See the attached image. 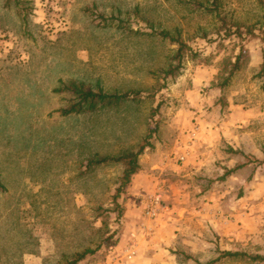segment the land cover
Wrapping results in <instances>:
<instances>
[{"label": "rangeland", "instance_id": "rangeland-1", "mask_svg": "<svg viewBox=\"0 0 264 264\" xmlns=\"http://www.w3.org/2000/svg\"><path fill=\"white\" fill-rule=\"evenodd\" d=\"M11 1L0 0V264H63L114 230L116 243L79 264H264L219 258L224 250L264 256V6L221 0L214 15L196 0H18L19 12ZM95 4L134 30L150 31V22L181 30L191 46L181 73H162L177 44L105 27L85 10ZM241 53L243 67L219 87L226 60ZM61 79L142 94L66 116ZM197 120L201 140L176 171L157 172L162 210L133 236L127 210L139 200L129 187L124 212L113 201L122 164L89 169L87 160L136 149L151 131L159 148L151 158H160Z\"/></svg>", "mask_w": 264, "mask_h": 264}, {"label": "trees", "instance_id": "trees-1", "mask_svg": "<svg viewBox=\"0 0 264 264\" xmlns=\"http://www.w3.org/2000/svg\"><path fill=\"white\" fill-rule=\"evenodd\" d=\"M11 0H7L6 4L11 5ZM16 8L19 12H21V8H19L18 0H15ZM258 2L264 6V0H258ZM195 3L197 5L214 15L218 14V9L221 5V0H196ZM213 6V8H209V6ZM96 4L93 6H88L85 10L94 17L100 18L101 21L99 24L105 27H115L117 29L129 32L136 33H148L150 35H157L161 37L163 40H168L173 44H177V49L175 54L171 56V62L169 65L162 70L164 77L171 76L172 78L178 76L180 72V68L182 67V60L185 56L186 52L190 50L189 44L183 40L181 30L176 29L175 31H171L166 28H157L153 22L149 23L148 30H134L130 25V20L122 17L121 15H106L105 13L99 12L96 9ZM121 14V11H119ZM26 22V18H24ZM229 32L231 31V26H229ZM197 55V54H196ZM243 57L244 54H239L235 60H226L230 67H227L228 74L223 77V81L218 84L219 87H226L230 79L243 67ZM61 86L57 88V91L60 93H65L67 95V104L65 107L61 108L62 115H75L82 114L88 112H95L104 108H111L119 106L120 104L127 101L138 100L142 94V91L139 89H129L126 91H108L103 85L100 83L97 84V87H91L86 82L71 79L65 81L63 79L60 80ZM152 131L146 136L145 141L139 144L136 149H129L126 151H122L118 155H100L96 153L93 157H90L87 160L86 166L87 168H95L102 164L107 163H121L123 166L122 174L118 180V184L113 194V201L116 204L117 208L122 209V204L119 202V198L121 194L126 192V189L130 185L133 176L139 171L140 163L139 159L141 154L145 152L147 148L153 147V142L150 140L152 137ZM0 190L6 191L7 187L3 183L1 179L0 172ZM124 208V207H123ZM99 209L103 210V207ZM125 209L123 210V212ZM122 216V212H119V217ZM120 236L119 230L112 231L108 236L104 237L100 243L96 247H87L82 251L74 253L72 256H65L63 260V264H79L82 260L86 259L89 255L95 254L99 249L102 248L104 243L107 245H111V243H116ZM248 257L251 260H264V256L262 255H252L246 252L241 251H231L224 250L221 252L219 258L222 257Z\"/></svg>", "mask_w": 264, "mask_h": 264}, {"label": "crops", "instance_id": "crops-1", "mask_svg": "<svg viewBox=\"0 0 264 264\" xmlns=\"http://www.w3.org/2000/svg\"><path fill=\"white\" fill-rule=\"evenodd\" d=\"M201 127H203V124L201 122H198L197 120V122L193 123L191 128L187 131L188 133L185 142L182 139L179 147L175 148L173 151L166 150L162 152L160 158H151L154 152L156 153L154 156H158L157 150L159 149L157 146L158 139L154 136L151 137L150 140L153 142V147L147 148L145 152L141 154L139 159V171L133 176V179L128 186V188L130 187V189L132 190L134 197L139 200L138 208H136L138 204L136 205V203L134 202L133 204H129V209L127 210V221H131L128 224H132L131 228H129L128 226V230L133 231V233L131 232L133 236H136V231L132 229L133 226H135L136 228L142 226L141 224L144 220L143 217L146 216L144 214V196L148 193L156 192L157 190L161 191L163 194L165 193V186L163 185V183H161L162 181L157 178V172L168 169L171 171H176L175 169L178 168L179 164H184L188 161L189 156L192 154L193 149L196 146V143L201 140V136L203 134ZM177 134L179 138V134H183V132L177 130V132L174 133V141ZM152 150L153 152H150ZM159 184L163 185L162 188H160ZM143 225H146V221ZM128 232L122 240H124L129 236V234H131ZM133 242L136 241L133 240ZM132 245L135 246L134 243Z\"/></svg>", "mask_w": 264, "mask_h": 264}, {"label": "built area", "instance_id": "built-area-1", "mask_svg": "<svg viewBox=\"0 0 264 264\" xmlns=\"http://www.w3.org/2000/svg\"><path fill=\"white\" fill-rule=\"evenodd\" d=\"M160 188H162V184H159ZM145 198V215L149 218H157L162 210V204L164 202V195L161 191L157 190L153 193H148L144 196ZM135 254L132 248L127 249V255L132 257Z\"/></svg>", "mask_w": 264, "mask_h": 264}]
</instances>
